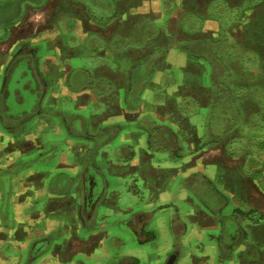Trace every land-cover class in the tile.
<instances>
[{
    "label": "crops",
    "instance_id": "1",
    "mask_svg": "<svg viewBox=\"0 0 264 264\" xmlns=\"http://www.w3.org/2000/svg\"><path fill=\"white\" fill-rule=\"evenodd\" d=\"M188 3L0 0L7 22L0 24L1 259L251 264L246 243L237 246V212L246 210L237 196L251 190L237 187L263 188L264 160L250 162L252 176L236 149L227 151V137L249 148L257 134L246 125L249 139L237 138V109L221 107L225 98L213 85L219 71L205 70L210 85L188 81L208 60H194L180 44L214 56L225 53L226 33L211 24L222 17ZM263 136L255 139L264 144ZM197 176L219 182L213 195L224 224L196 205ZM89 177L102 180L96 201ZM178 180L186 186H174Z\"/></svg>",
    "mask_w": 264,
    "mask_h": 264
},
{
    "label": "rangeland",
    "instance_id": "2",
    "mask_svg": "<svg viewBox=\"0 0 264 264\" xmlns=\"http://www.w3.org/2000/svg\"><path fill=\"white\" fill-rule=\"evenodd\" d=\"M188 1V10H193L195 13L202 12L203 14L206 12L214 18L217 16L222 17L223 19L220 23H218L216 19L211 18V24L214 23L215 26L218 27V32L222 27L226 31L225 35L222 34L219 40L220 50L221 45H224L221 42L225 43V53H214V56L211 55L206 57V55L201 52L193 50L192 46L189 44H180L181 48H185L188 54L192 55L191 58L194 60H201L204 61V63L208 60L209 67L207 66L204 69L196 67L198 73L194 75L189 72L188 81L193 83L197 82V85L202 82L210 85L212 80L209 81L206 79L205 70L208 68L217 69L219 75L217 74L218 77L216 75L217 78L214 80L213 85L215 89L218 90L219 96L225 98L224 103H220V106L222 107V104L225 105L227 111L237 109V124H240V126L237 127V138L241 139L243 142L249 139V132H244L243 130V127L245 128L246 125L249 126V128L254 126V134H257L255 138L259 136L260 132L264 135V0ZM215 2H220L218 3L220 5H213ZM0 24L4 26L7 22L3 21L0 22ZM210 27L211 30L214 29V25H210ZM131 42V40L128 41V43ZM223 62L227 63L226 68ZM234 93H237V99H234ZM232 128L233 127H228L227 125L224 127V130L221 129L220 132H225V135H227L232 131ZM220 137H223L221 133ZM227 138H229L227 143H230L229 146H227V151L236 149L237 156H241L240 158L243 161V166L247 168L250 175L254 176L255 171L253 172L250 169V162H252L251 164H256L264 160V158H262L264 157V144H261L260 140L253 138L254 140L251 141V147L248 148V146H243L240 148V146H237V148H234L232 141H234L236 137L231 135ZM215 139H217V137H212L211 141L209 138L204 144L215 142ZM163 154L165 155L163 157H167V160L172 159V157L168 156V153L164 152ZM181 155L182 148L178 147L177 152L174 153L173 156L177 158ZM259 172L262 173V175L264 174L263 165L262 168L259 169ZM197 179H199V181H197ZM202 179L203 178L199 176L194 179L195 186L193 184V190L195 191H193V196L195 203L198 206L202 205L205 209H208L210 213L215 215L214 217L217 216L216 218L224 224L223 215L218 217L219 202L214 204L207 200L208 192L214 194L215 191H220L219 182L217 181L212 183L211 186H208ZM250 185L245 182L243 185L239 184L237 187L243 188L244 190L250 188L251 190V195L247 192L242 193L241 191V195L237 196V203L243 205L246 209L245 211H247L246 217L237 212V222H240L247 230L248 234V241L243 247V252L249 250L247 253L253 256L251 264H264V187L260 188L256 182L252 181ZM174 186L182 188L185 187L186 184L182 180H178ZM196 186H198L197 190L195 189ZM237 194H240V190H237ZM246 204H250L251 209ZM252 207L259 209L261 213L257 212V210H252ZM199 208L201 209L202 207L199 206ZM243 218H247L248 220L244 222L245 219ZM2 224L14 226L16 223L10 217H3ZM3 241H7V238ZM6 245L2 248H5ZM9 246L13 249V252L16 253L15 245L11 243ZM258 252H260V259H258ZM8 258V255L2 258V263L12 264V262H14V260H8ZM22 264H24V261Z\"/></svg>",
    "mask_w": 264,
    "mask_h": 264
},
{
    "label": "flooded vegetation",
    "instance_id": "3",
    "mask_svg": "<svg viewBox=\"0 0 264 264\" xmlns=\"http://www.w3.org/2000/svg\"><path fill=\"white\" fill-rule=\"evenodd\" d=\"M87 182H89L92 185V187L95 186V187H93L94 193L92 194V196L94 198V201H96L98 198H100L101 192L103 191L102 180L99 177H98V179H96V178L92 179L91 177H89L87 179ZM97 183L99 185H97ZM86 190L88 192L89 188L87 187ZM89 197L90 196H88V198H87L88 201H89ZM207 199L209 200L210 203H214V204L218 203L216 197L213 194L207 195ZM256 210H257V212L261 213L259 211V209H256ZM238 212H239V214L241 213L242 215H244V217H246L245 215H247L246 214L247 211L239 210ZM243 219H245L244 222H246L248 220L247 218H243ZM233 230L231 229V231L235 232V229H233ZM247 237H248L247 230L240 224V222H237V246H239L240 244L243 245L244 243H247V241H248ZM259 254H260V252L257 253L258 259H260ZM0 264H4V263H2L1 258H0ZM257 264H261V263H257Z\"/></svg>",
    "mask_w": 264,
    "mask_h": 264
},
{
    "label": "water",
    "instance_id": "4",
    "mask_svg": "<svg viewBox=\"0 0 264 264\" xmlns=\"http://www.w3.org/2000/svg\"><path fill=\"white\" fill-rule=\"evenodd\" d=\"M88 188H89V191L87 192L88 194H90L91 196H92V194L94 193V191H93V187H95V186H93L92 187V185L88 182ZM93 197V196H92Z\"/></svg>",
    "mask_w": 264,
    "mask_h": 264
}]
</instances>
